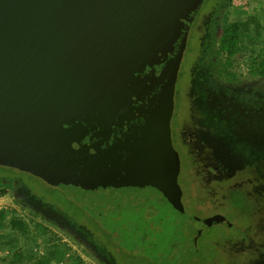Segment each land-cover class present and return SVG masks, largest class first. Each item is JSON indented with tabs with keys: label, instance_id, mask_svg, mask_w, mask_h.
<instances>
[{
	"label": "water",
	"instance_id": "water-1",
	"mask_svg": "<svg viewBox=\"0 0 264 264\" xmlns=\"http://www.w3.org/2000/svg\"><path fill=\"white\" fill-rule=\"evenodd\" d=\"M204 0H0V165L59 188L156 264L195 257L175 84Z\"/></svg>",
	"mask_w": 264,
	"mask_h": 264
},
{
	"label": "rangeland",
	"instance_id": "rangeland-1",
	"mask_svg": "<svg viewBox=\"0 0 264 264\" xmlns=\"http://www.w3.org/2000/svg\"><path fill=\"white\" fill-rule=\"evenodd\" d=\"M239 1L235 5L233 0H204L196 13L182 53L170 124L175 150L185 153L188 149L194 157L196 176L181 169L178 174L185 211L197 216L221 213L234 226L246 227L245 219L240 217L247 216L229 211L222 200V205L215 208L211 197L214 188L216 196L225 191L221 188L224 184H215L223 180L220 175L234 173V186L244 189L252 201L248 217L254 230L246 245L233 242L232 235L240 234L234 227L211 225L197 235L195 257L171 258L166 264H242L244 259L246 264H264L263 193L247 192L250 186L245 180V167L250 165L264 180V67L258 64V58L264 59V7L254 10L256 14L249 18L243 10L248 3ZM230 22L238 23L239 30L235 50L227 55L219 52L218 35ZM214 49L216 54L209 61L207 56ZM222 144L235 155L233 170L222 161ZM215 147L219 149L216 153ZM12 169L14 178L0 181V212L4 213L0 220V264H26L12 262L16 247L26 254L27 264L37 260L43 263L51 256L55 259L52 254L57 248L63 249L66 262L156 264L120 246L105 229L112 242L102 231L103 236L95 234L96 240L92 239L86 230L100 231L99 223L79 204L41 178ZM188 194L195 200V210L188 205ZM239 202L242 200L235 199L233 204ZM10 218L21 220L26 231L10 228ZM74 218L84 223L86 230L69 221ZM104 236L108 250L100 246L106 240Z\"/></svg>",
	"mask_w": 264,
	"mask_h": 264
},
{
	"label": "trees",
	"instance_id": "trees-1",
	"mask_svg": "<svg viewBox=\"0 0 264 264\" xmlns=\"http://www.w3.org/2000/svg\"><path fill=\"white\" fill-rule=\"evenodd\" d=\"M210 1H211L210 3H212L214 0H210ZM238 30H239V24L236 23V22H230V23H228L227 25L223 26L220 29L219 35H218L219 38H220L219 52L221 50V51L225 52L227 55H231L234 52L236 44H237ZM215 52L216 51L214 49V50H212V52L210 54H208L207 59L209 61H210V58H213L215 56V54H216ZM217 53H218V51H217ZM214 63H215V61H214ZM258 64L264 67V59H259L258 58ZM177 129H176V132H177ZM187 152H188V149H187V151H185V153L182 152V150H180L178 152L179 153V157H180L179 158L180 159V169L183 170V171H186V173L191 172V176H192V173L194 174V176H196V174H195V172L193 170V167H192V166H194L193 165L194 164V157L189 152L187 154ZM13 176H15V171H14V169H12V167H6V166L1 167V169H0V181H4V180H7V179H12V178H14ZM233 182H235V180H232V179L231 180L226 179V181L216 182L215 184H224L223 186H221V188L225 189V191L223 190L220 193V195H217V196H216L217 188H214L213 186L215 184L214 185L212 184V189L214 188L215 193H211V197L214 199V202H215L214 207L215 208H216V206L222 205V203H221V200H222V201L226 202L225 204H227V208H229L228 209L229 211H231L233 213H236L237 216L239 214H244L245 216H247L248 219L245 218V217H240L242 219L243 218L245 219L246 227H241V226L237 227L236 225L234 226V224L230 220L228 221V226L229 227H234L235 231H240V234L232 235V236H234L232 238L230 237L231 239L235 240V241H233L234 243L238 241V242H243L244 244L248 245V241L250 239L249 235L251 236L252 235L251 232H252V230H254L253 229L254 226L250 223L251 220H249V217H248V212H249V210L251 208V203L250 202H252V201H251V199L250 200L247 199V196H246V193H245L244 189L236 188L232 184ZM188 196H189L188 205H189V207H191L192 209L195 210V206H196L195 205V200L192 197V195L188 194ZM217 197H220V198L217 199ZM235 199L242 200V202H239L237 205H235V204H233ZM225 204H223V205H225ZM242 205H244L245 208H243ZM87 216L90 219H92L89 215H87ZM3 219H4V213H3V211H1L0 212V220H3ZM227 220H228V218H227ZM69 221L71 223L75 224L76 226L78 225V227L86 230V228H85L86 225L84 223L75 221V218L71 219ZM93 221L95 223H97L95 220H93ZM7 225L10 228H12V229H16V230L18 229V230H21V231H26V225L21 220L10 218L8 220V222H7ZM98 226L100 228V231H90L88 229V230H86V231L89 232L88 235L93 239L95 237V234H98L100 236H103L105 234L106 237L108 238V240H110L112 242L111 236L103 228H101L99 224H98ZM228 226H225V227H228ZM107 238L104 241V243L100 242L102 245L99 244L105 250H108V248L106 246L107 243H108ZM25 255L26 254L22 251L21 248L16 247V250H15V252L13 253V255L11 257V260L14 263L20 262V261H24L27 264L28 260H27V257ZM246 261H247V259L246 260L244 259L242 264H246ZM70 263L71 264H81L80 260L78 262H75V263L74 262H70ZM30 264H43V263H42V260H37L36 263L31 262Z\"/></svg>",
	"mask_w": 264,
	"mask_h": 264
},
{
	"label": "flooded vegetation",
	"instance_id": "flooded-vegetation-1",
	"mask_svg": "<svg viewBox=\"0 0 264 264\" xmlns=\"http://www.w3.org/2000/svg\"><path fill=\"white\" fill-rule=\"evenodd\" d=\"M172 133V131H171ZM181 136L183 137V133L181 134ZM182 143H184V141L182 140L181 141ZM220 142V141H219ZM219 144V143H218ZM221 144V143H220ZM227 148L225 149L224 148ZM220 147V146H219ZM223 150V153L221 154V156L223 157L222 158V161H227L228 164V168L233 170L234 169V165H236L235 163L237 162L236 161V158H235V155L232 154V152L230 151V149L225 145V144H222L221 145V148ZM219 149H217L215 147V153L216 151L218 152ZM188 154V152H187ZM219 154V153H217ZM238 167L240 166V164L237 165ZM245 170L248 171V175H247V178L245 179L247 182H249V186H250V189L249 191L247 192H250V191H253V192H256V191H260L261 193H263L262 196L264 198V180H262L260 177H258L257 175V171L254 169V167H251V165L248 167L246 166L245 167ZM224 174V175H223ZM221 178L223 180L221 181H226V179L228 180H235L236 178L234 177V173L232 174H225V173H222L221 175ZM233 185L235 184V182L232 183ZM252 193V192H251ZM247 194V193H246ZM247 196V195H246ZM221 214V213H220Z\"/></svg>",
	"mask_w": 264,
	"mask_h": 264
},
{
	"label": "crops",
	"instance_id": "crops-1",
	"mask_svg": "<svg viewBox=\"0 0 264 264\" xmlns=\"http://www.w3.org/2000/svg\"><path fill=\"white\" fill-rule=\"evenodd\" d=\"M247 2V5H244V11L246 16L251 18L250 16H253V14H256L254 10L264 7V0H243V2ZM237 2L239 3V0H233V3L236 5ZM52 254V253H51ZM55 256V259L51 256L50 259L47 261H44L43 264H59V260H62L63 264H69L70 262H66V256L63 253V249L58 250L56 249L55 253L53 254ZM60 256V257H59ZM65 261V262H64Z\"/></svg>",
	"mask_w": 264,
	"mask_h": 264
},
{
	"label": "built area",
	"instance_id": "built-area-1",
	"mask_svg": "<svg viewBox=\"0 0 264 264\" xmlns=\"http://www.w3.org/2000/svg\"><path fill=\"white\" fill-rule=\"evenodd\" d=\"M59 264H63L62 261H60Z\"/></svg>",
	"mask_w": 264,
	"mask_h": 264
}]
</instances>
